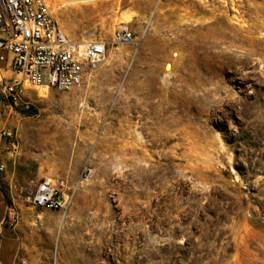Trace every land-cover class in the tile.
Listing matches in <instances>:
<instances>
[{
  "label": "rangeland",
  "instance_id": "374dc122",
  "mask_svg": "<svg viewBox=\"0 0 264 264\" xmlns=\"http://www.w3.org/2000/svg\"><path fill=\"white\" fill-rule=\"evenodd\" d=\"M73 2L54 19L105 60L0 106L4 159L25 164L7 168L16 264H264V0ZM124 18L134 43L112 44ZM37 171L66 181V210L25 202Z\"/></svg>",
  "mask_w": 264,
  "mask_h": 264
},
{
  "label": "built area",
  "instance_id": "2783aa9c",
  "mask_svg": "<svg viewBox=\"0 0 264 264\" xmlns=\"http://www.w3.org/2000/svg\"><path fill=\"white\" fill-rule=\"evenodd\" d=\"M52 0H0V106L18 107L26 89L70 92L82 86L86 76L106 57L108 43L101 40L76 42L67 37L54 19ZM112 44L134 43V35L119 25ZM25 109L29 105H24ZM3 139V141H2ZM15 153L14 137L0 129V177L6 163L3 151ZM90 169L84 167L79 181ZM70 199L64 179L42 177L27 187L24 200L34 208L66 210ZM23 264V263H22Z\"/></svg>",
  "mask_w": 264,
  "mask_h": 264
},
{
  "label": "crops",
  "instance_id": "0c3cea01",
  "mask_svg": "<svg viewBox=\"0 0 264 264\" xmlns=\"http://www.w3.org/2000/svg\"><path fill=\"white\" fill-rule=\"evenodd\" d=\"M13 158V153H7ZM6 163V170L3 177H0V264H16L19 254L18 238L15 235L13 229L11 228V223H9V216L11 212L10 206V197H12V192L10 189L11 184H15L14 180L17 176L21 175L16 174L14 171H8V166L13 167L14 170L17 168L16 164L25 166V164L19 162V160L14 158V161ZM40 176L41 178L44 174H39L36 172V177Z\"/></svg>",
  "mask_w": 264,
  "mask_h": 264
},
{
  "label": "bare ground",
  "instance_id": "6f19581e",
  "mask_svg": "<svg viewBox=\"0 0 264 264\" xmlns=\"http://www.w3.org/2000/svg\"><path fill=\"white\" fill-rule=\"evenodd\" d=\"M79 1H82V0H79ZM69 2H70V3H74L73 0H69ZM55 6H56V5H55ZM128 21H129L128 18H124V19L122 20V24H125V23H127ZM81 42H83V41H81Z\"/></svg>",
  "mask_w": 264,
  "mask_h": 264
},
{
  "label": "trees",
  "instance_id": "16d2710c",
  "mask_svg": "<svg viewBox=\"0 0 264 264\" xmlns=\"http://www.w3.org/2000/svg\"><path fill=\"white\" fill-rule=\"evenodd\" d=\"M24 114H26V115H33L34 113H33V111L30 109V110L25 111Z\"/></svg>",
  "mask_w": 264,
  "mask_h": 264
}]
</instances>
